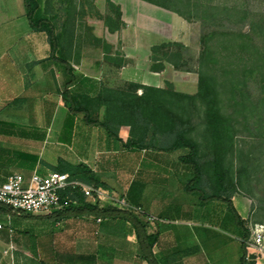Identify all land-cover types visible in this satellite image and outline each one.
<instances>
[{"label":"crops","instance_id":"0c3cea01","mask_svg":"<svg viewBox=\"0 0 264 264\" xmlns=\"http://www.w3.org/2000/svg\"><path fill=\"white\" fill-rule=\"evenodd\" d=\"M111 1L120 7L129 28L131 8L134 16L147 21L160 10L139 0ZM72 43L79 48V40ZM121 46L125 48V42ZM50 55L46 34L30 27L24 0H0V186L14 174L29 179L33 174L61 173L66 165H83L98 187L156 218L151 223L133 210L114 206L148 223L147 234L156 236L152 252L161 264H264V255L253 261L245 257L252 230L248 199H231L239 224L223 201L203 205L186 192L193 177L192 168L180 160L186 150L128 147L129 126L121 125L112 137L86 123L83 114L71 113L62 97L70 76ZM135 59L134 65L115 70L112 78L160 88L163 72H143ZM71 65L69 91L95 95L103 86L112 88L106 82L103 55H80L78 50ZM0 225V264H147L140 257L134 227L122 218L6 209L0 211Z\"/></svg>","mask_w":264,"mask_h":264},{"label":"trees","instance_id":"16d2710c","mask_svg":"<svg viewBox=\"0 0 264 264\" xmlns=\"http://www.w3.org/2000/svg\"><path fill=\"white\" fill-rule=\"evenodd\" d=\"M49 1L24 0L26 17L34 32L46 34L50 45V57L63 67L67 76H70L67 82L69 86L73 82L74 71L71 65V53L74 48L72 42L75 29L73 24L69 25L73 0H59L57 11L53 14L49 12ZM67 1L70 2L69 7L63 8ZM141 1L171 11L187 22L194 19L202 24L199 58L202 70L198 72L196 94L179 93L169 86L158 89L132 82H125L116 88L103 86L95 95L71 92L67 86L62 93L65 106L73 114H83L86 123L103 128L112 137L117 136V130L121 125L129 126L128 147L164 152L186 150V154L181 156L180 160L190 166L193 171L192 179L186 184V192L197 196L203 205L214 200L223 201L227 204L229 211L238 219V223L242 224L231 201L238 192L241 182L231 175L230 169L225 164L230 136L228 121L220 110L216 87L203 70V64L205 58L211 54L208 40L220 33L219 30H223L228 36H240L244 41L246 40L248 45L258 51H264V13L242 11L239 28L232 22V16L225 14V17H221L220 13H214L213 8H209L213 12L204 15L197 13L191 15L185 12L181 7L189 8V1L187 3L184 0ZM108 3L110 6H114L109 0ZM116 15L120 19L119 7H116ZM244 28L246 31L243 32ZM183 50L186 48L181 43L165 42L152 47L151 53L154 60L161 58L164 62L172 64L176 70L189 72V69L183 68L185 65L181 66L172 61L173 57L178 56L174 52L178 53ZM122 67L117 63L116 70ZM162 70V67L151 69L152 72H161ZM138 91H142L141 94H138ZM198 101L204 106L203 124L210 142L207 160L210 174L204 170L198 143L190 136L195 130L192 115ZM101 108L103 111L100 117ZM59 172L68 173L71 180H78L95 187L100 186L86 166L66 165ZM60 195L63 208L53 212L57 217L91 215L128 220L136 232L140 257L147 264H161L152 252L156 236L147 234L148 223L143 222L133 212H125L112 206L100 207L98 203L87 201L80 189L68 188ZM6 209L9 208L0 203V211ZM245 232L248 233L247 230Z\"/></svg>","mask_w":264,"mask_h":264},{"label":"rangeland","instance_id":"374dc122","mask_svg":"<svg viewBox=\"0 0 264 264\" xmlns=\"http://www.w3.org/2000/svg\"><path fill=\"white\" fill-rule=\"evenodd\" d=\"M109 1L113 7L108 0H73L69 25H74V39L79 40L80 46L73 48L72 53L79 50L80 55H103V71L108 75L106 82L112 84V88L124 83L112 78L117 63L131 66L135 64L136 57L143 72L163 68L161 87L158 89L169 86L179 93L196 94L198 72L202 70L199 63L202 24L194 19L187 22L171 11L142 1L147 7L160 9L159 13L151 15L152 19L147 21L134 16V8H131L128 17L132 25L129 28L122 21V13L120 19L117 18L116 7L119 6ZM187 1L190 7H181L185 12L204 15L213 12L209 9L213 8L214 13H220L221 17L225 14L232 16V22L238 27L241 26L242 11L264 13V0H184L185 3ZM67 2L63 8L69 7L70 2ZM58 5L59 0H50L49 12L53 14L57 11ZM219 31L208 40L211 54L205 58L203 70L216 87L220 110L228 121L230 136L225 164L231 175L241 182L235 195L251 203L248 220L251 228L264 226V51L248 45L240 36H228L223 30ZM106 38L115 43L109 44ZM121 42H125V48ZM165 42H178L186 48L182 52H174L178 56L172 61L185 65L183 68L189 69V72L176 70L161 58L153 59L151 48ZM127 54L129 57H126ZM141 92L138 91V94ZM203 116L204 106L198 101L192 115L195 130L190 136L198 143L204 170L210 174L207 165L210 142L205 133Z\"/></svg>","mask_w":264,"mask_h":264},{"label":"built area","instance_id":"2783aa9c","mask_svg":"<svg viewBox=\"0 0 264 264\" xmlns=\"http://www.w3.org/2000/svg\"><path fill=\"white\" fill-rule=\"evenodd\" d=\"M80 189L86 198L101 205H111L125 210H133L136 214L154 222L155 217L144 214L141 209L132 208L125 198L117 197L102 187L87 185L78 180H71L68 174L52 172L46 176L33 174L29 179L14 174L0 186V203L14 213L31 215H47L63 208L61 192L66 189ZM2 226L0 225V229ZM264 255V226L256 225L251 230V238L246 242L245 257L253 261Z\"/></svg>","mask_w":264,"mask_h":264}]
</instances>
